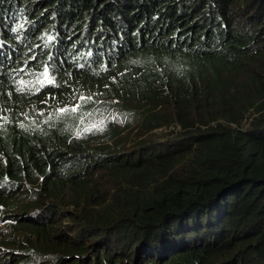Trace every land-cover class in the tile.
I'll list each match as a JSON object with an SVG mask.
<instances>
[{"label":"trees","instance_id":"trees-1","mask_svg":"<svg viewBox=\"0 0 264 264\" xmlns=\"http://www.w3.org/2000/svg\"><path fill=\"white\" fill-rule=\"evenodd\" d=\"M0 264H264V0H0Z\"/></svg>","mask_w":264,"mask_h":264}]
</instances>
